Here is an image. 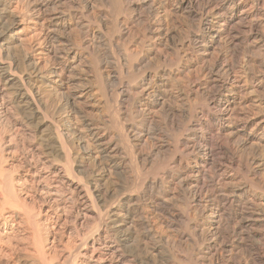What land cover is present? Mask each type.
Returning a JSON list of instances; mask_svg holds the SVG:
<instances>
[{
    "label": "bare ground",
    "instance_id": "6f19581e",
    "mask_svg": "<svg viewBox=\"0 0 264 264\" xmlns=\"http://www.w3.org/2000/svg\"><path fill=\"white\" fill-rule=\"evenodd\" d=\"M0 264H264V0H0Z\"/></svg>",
    "mask_w": 264,
    "mask_h": 264
},
{
    "label": "rangeland",
    "instance_id": "374dc122",
    "mask_svg": "<svg viewBox=\"0 0 264 264\" xmlns=\"http://www.w3.org/2000/svg\"><path fill=\"white\" fill-rule=\"evenodd\" d=\"M214 53H215L216 57H220V56L223 57L222 53H221V55H220V53L217 54L218 53L217 51H215ZM238 56L241 59V63L243 65V67H250V66L251 67L252 66L253 67H261L260 64L262 63L261 62L262 58L259 57V55H257V53H255V52H246V53L244 52L243 55H238Z\"/></svg>",
    "mask_w": 264,
    "mask_h": 264
}]
</instances>
